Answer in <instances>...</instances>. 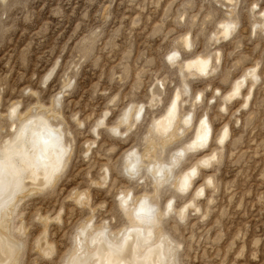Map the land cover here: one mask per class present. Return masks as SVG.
I'll list each match as a JSON object with an SVG mask.
<instances>
[{
  "label": "rangeland",
  "instance_id": "1",
  "mask_svg": "<svg viewBox=\"0 0 264 264\" xmlns=\"http://www.w3.org/2000/svg\"><path fill=\"white\" fill-rule=\"evenodd\" d=\"M263 11L264 0H0V142L19 115L46 113L61 127L69 158L53 184L16 199L7 230L20 245L19 264H64L86 219L109 231L126 226L129 208L118 205L126 189L157 202L154 228L171 240L176 264H264ZM223 21L234 23L226 38L217 35ZM196 55L211 57L203 74L184 68ZM251 69L253 80L245 76ZM177 90L179 120L160 139L151 124ZM139 105L138 120L122 124L121 114ZM202 117L206 144L184 152L156 185L144 164L169 165ZM132 148L143 156L134 175L123 165ZM193 167L190 187L178 190V175ZM166 202L172 208L163 215Z\"/></svg>",
  "mask_w": 264,
  "mask_h": 264
},
{
  "label": "bare ground",
  "instance_id": "2",
  "mask_svg": "<svg viewBox=\"0 0 264 264\" xmlns=\"http://www.w3.org/2000/svg\"><path fill=\"white\" fill-rule=\"evenodd\" d=\"M260 22L264 28V11L261 13ZM233 28V22L223 21L220 23L217 35L226 38ZM182 44L185 46L189 45V37L187 35L183 37ZM175 54V52L170 54L167 59H174ZM214 59L217 61L219 56L216 54ZM210 61L211 57L208 55H196L185 62L184 68L196 74H203L208 69ZM48 76L50 75L48 74L45 80ZM245 76H248L253 80L256 77V70H249ZM243 82L244 78L240 79L238 82L236 81V83L233 84L231 94L227 96V98L236 95L244 84ZM180 98V91H175L165 110L157 119H154L151 124L150 129L152 133L159 138L162 137V139H164V136L171 133L170 131L173 128L176 119H178L177 114ZM55 102H57V100ZM17 110L18 104L12 103L7 110V116L12 119L18 113ZM141 111L142 107L140 105L134 107L132 112L131 110L123 111L124 113L121 114V122L129 119L128 117H133L134 120H138ZM188 113H185L180 119V122L184 126L188 125L191 121V113ZM18 117L17 123L9 124L11 130H14L12 135L0 142V264H14L13 260L15 261L13 247L18 243H14L13 238L8 235L9 229L7 230V222L8 219H10L9 216L14 208L17 197L25 188L38 189L46 187L52 183L63 170L65 161L69 159L66 160L68 146L64 141L62 129L57 124H51L49 118L52 117L49 115L47 116L46 113L41 114L37 112L35 114L26 113L25 115H19ZM102 120L96 124V127L102 124ZM121 122L119 123L121 124ZM173 130L175 132V129ZM226 133L227 130L223 128V131L219 136L220 141L225 139ZM209 135L210 125L206 117H202L198 120L193 129L191 140L181 149H176L173 154L171 153L172 155L170 154L171 159L169 160V165L161 162V159L158 161L155 157L156 160L153 161H150V157V159L147 158L149 159L148 162L146 161L148 165L144 164V166L150 171L152 179L154 178L157 181L156 182L153 179L155 184L168 179L169 174L173 170V167L171 170V166L174 165L175 162H178L177 160L183 156L184 152L188 150H196L204 146ZM167 137L170 136H166V138ZM163 141L161 142L163 143ZM165 142L167 141H164V143ZM153 144L157 145L158 143L154 142ZM139 153L136 149L132 148L125 153V156H123L124 170L130 175L136 172V170L139 172L138 168L143 164V156ZM143 161L145 163V160ZM202 163L204 166L207 165L209 159H205ZM195 174L196 170L193 167L181 175H178V178L176 177L177 179L175 181L176 188L180 191L188 189ZM105 178L107 177H103V179ZM146 194L142 193L133 198L129 189H126V191L121 193L118 205H120L122 209L129 208L127 214L128 217L125 215L128 224L121 227V229H119V227L116 231H109L106 227L107 224L104 222H102V224L98 223L100 225L97 224L98 226L94 227L92 226V219L89 217V219L82 222L83 224L81 223L82 225L79 224V228L73 238L72 250L69 252V256L66 258L64 264H176V250H174L171 240L167 238V235L162 234L160 229L159 231H157V229L155 231L154 228L156 223H159L158 217L161 218L159 214L160 212L158 213L157 202H153L151 196ZM120 207L119 209H121ZM171 208V203L166 202L162 212L163 215L167 214ZM123 212H125V210ZM184 212L185 208H182L178 214L183 216ZM156 226H158V224ZM41 245L43 246V249H45L47 255L49 253L48 251H52V249H49L52 246L51 244V246L49 245L50 247L46 242L41 243Z\"/></svg>",
  "mask_w": 264,
  "mask_h": 264
},
{
  "label": "water",
  "instance_id": "3",
  "mask_svg": "<svg viewBox=\"0 0 264 264\" xmlns=\"http://www.w3.org/2000/svg\"><path fill=\"white\" fill-rule=\"evenodd\" d=\"M10 235H11V234H10ZM20 249H21V248H20V245L18 244L17 247H16V249H15V252H16V258H15L14 264H19V261H18V259H17V255H18Z\"/></svg>",
  "mask_w": 264,
  "mask_h": 264
},
{
  "label": "snow or ice",
  "instance_id": "4",
  "mask_svg": "<svg viewBox=\"0 0 264 264\" xmlns=\"http://www.w3.org/2000/svg\"><path fill=\"white\" fill-rule=\"evenodd\" d=\"M113 131H115V130H113ZM116 134H118V133H116Z\"/></svg>",
  "mask_w": 264,
  "mask_h": 264
}]
</instances>
